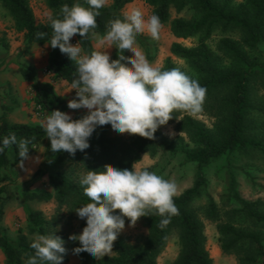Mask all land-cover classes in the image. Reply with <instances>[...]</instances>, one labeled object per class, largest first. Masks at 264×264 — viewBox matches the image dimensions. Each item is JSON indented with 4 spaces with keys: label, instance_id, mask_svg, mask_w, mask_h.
Instances as JSON below:
<instances>
[{
    "label": "trees",
    "instance_id": "obj_1",
    "mask_svg": "<svg viewBox=\"0 0 264 264\" xmlns=\"http://www.w3.org/2000/svg\"><path fill=\"white\" fill-rule=\"evenodd\" d=\"M134 1L113 0L110 6L99 10L97 26L87 36L83 38L77 34L72 38L80 43L84 54L91 55L95 51L91 32L104 37L109 23L115 19L123 20L125 7ZM45 2L52 10L53 18L60 19L63 18L60 10L64 4L70 7L76 3L88 6L86 0ZM145 2L152 9V15L160 18L162 25L170 23L176 38L198 40L197 45L191 48L179 43L171 46L172 56L183 60L187 70L177 68L172 58H167L159 69L177 68L206 88L202 110L197 114L186 111L174 113L167 124L174 125L179 134L175 140L168 138L159 128L154 139H148L139 135L128 138L114 136L111 135L110 126H98L89 140L90 147L84 152L77 151L74 156L67 152H52L42 124L13 123L6 116H1L0 138L10 133H15L18 140L26 138L31 141L29 152L44 146L43 161L37 176L48 177V189L25 192L24 198L26 201L57 203V211L52 219H48L43 211L30 210L26 231L20 229L18 236L12 238L3 224L7 198L3 194L9 185L0 188V251L5 264H27L29 257L35 254L31 248L36 240L34 236L55 234L65 241L66 246L69 234L61 231L59 226L77 215L78 208L91 203L80 184L88 171H103L104 167L133 170V166L142 161L143 155L149 152L155 155L160 149L173 156L184 155L187 161L198 166L194 185L174 197L178 214L172 216L170 223L162 228V217L156 210H150L149 216L142 217L149 229L144 244H130L120 233L110 256L96 259L82 252L79 254L81 264H158V258L173 234L177 235L180 246L174 264H213L207 249L204 223L195 206L203 197L208 198L205 216L217 224L223 253L236 255L239 264H264V203L242 199L237 191L236 178L230 175L228 199L230 205L235 206L220 208L210 196L205 173L207 168L222 160L230 163L234 158L251 155L264 159V54L261 48L264 42V0H242L240 3H236V0ZM0 5L8 11L15 28L24 33L27 50L47 44L53 31L51 21L38 23L30 0H0ZM172 10L178 14L191 10L192 16L172 19ZM37 33H46V36L43 40L37 39ZM216 35L221 37L216 43V50H213L211 44ZM136 40L143 47L147 60L153 61L155 49L152 39L139 34ZM48 47L50 51L45 73L51 81L40 80L36 69L29 64H21L20 73L24 81L33 84L32 92L39 111L43 114L54 110L65 113L68 105L56 92L53 83L64 81L72 87L73 80L78 76L77 64L58 48ZM0 49L3 50L0 60L5 61L8 47L1 38ZM127 53L115 48L111 59L116 60L119 55H124L127 60ZM197 116L208 117L212 120V127H207ZM22 159L16 145H11L0 154V182H14L13 176ZM86 226L84 221L82 231ZM66 261L67 252L63 262Z\"/></svg>",
    "mask_w": 264,
    "mask_h": 264
},
{
    "label": "clouds",
    "instance_id": "obj_2",
    "mask_svg": "<svg viewBox=\"0 0 264 264\" xmlns=\"http://www.w3.org/2000/svg\"><path fill=\"white\" fill-rule=\"evenodd\" d=\"M86 3L87 7L79 3L61 6L63 18L51 19L53 31L45 45L58 48L77 64L78 76L72 82L77 99L69 101L68 107L88 110L78 120L60 110L46 116L43 128L52 152L73 156L77 151L84 152L90 147L89 140L98 126H110L115 134L154 139L158 128L173 119L174 113L197 114L202 110L206 88L177 68L154 67L136 49V37L145 30L153 39H159L162 24L156 15L145 20L139 10H134L123 20H112L99 41L101 45L115 44L119 52H130L135 59L126 60L124 55H119L113 60L107 51L81 55L80 43L74 46L71 40L77 34L84 38L97 26L99 10L107 0H86ZM36 35L43 40L46 33ZM30 143L10 133L0 138V154L16 145L19 157L27 159ZM23 159L20 167L24 166ZM80 184L91 203L76 210L87 225L80 235L70 237L82 245L74 249L76 255L83 252L96 259L110 256L118 235L125 229V218L134 226L154 209L162 217L163 228L178 214L174 203L177 184L155 172L137 170L135 165L133 170L104 167L103 171H88ZM31 248L35 254L27 264H63L67 252L65 241L55 234L40 235Z\"/></svg>",
    "mask_w": 264,
    "mask_h": 264
},
{
    "label": "rangeland",
    "instance_id": "obj_3",
    "mask_svg": "<svg viewBox=\"0 0 264 264\" xmlns=\"http://www.w3.org/2000/svg\"><path fill=\"white\" fill-rule=\"evenodd\" d=\"M113 0H107L105 6H110ZM242 0H236L240 3ZM30 5L33 9L36 21L46 24L53 18V12L47 6L45 0H30ZM139 10L145 20L152 16V9L145 0H135L127 5L124 9L125 17L132 11ZM192 16L191 10H186L178 14L172 10L171 18H185ZM142 35L149 37L153 41L155 49V58L149 61L156 68H161L167 58H172L176 67L182 70H187V65L183 60L177 59L171 54V46L174 43L182 44L185 47L191 48L197 45V39H178L171 31L170 23L162 25L159 39H153L150 33L145 30ZM92 42L95 51H107L112 58L115 51V44L111 46L101 45L99 41L103 38L97 33L91 32ZM221 35H216L211 44L212 49L216 50V43ZM227 37H233L228 35ZM0 38L6 41L8 54L5 61L0 60V117L6 116L10 122L19 124H42L45 118L50 113H42L37 108L32 92V83L23 80L20 73L21 64H29L33 66L40 80L49 82L51 78L46 75L47 60L49 55V47L33 46L29 50L24 45V33L19 32L15 28L14 21L10 17L8 11L0 5ZM73 40V39H72ZM71 40V44L73 45ZM110 47V48H109ZM264 54V42L261 44ZM136 49L141 55L146 58L143 47L136 44ZM0 55H3V50L0 49ZM81 55H86L81 52ZM135 57L132 53H127V60H133ZM147 59V58H146ZM263 93V92H262ZM75 99L77 95L75 94ZM88 114L87 109H83V117ZM73 116V115H72ZM74 118V117H73ZM82 117L76 113L74 120ZM199 121L206 124L207 127H212V120L206 116H197ZM159 131L165 134L171 140H175L179 134L175 131L174 125L166 124L159 127ZM111 135L122 136L128 138L131 134H115L111 130ZM187 140V139H186ZM191 146V145H190ZM192 147V146H191ZM44 146L34 149L29 152L28 158L24 159L23 167L20 165L16 168L13 176L14 182H0V188L3 185H9L6 193L7 197L4 206L3 224L6 226L9 235L16 238L20 229L26 231L25 226L28 222V214L30 210L43 211L48 219H52L57 211V203L26 201L24 193L28 191L47 190L48 177L38 175L37 172L41 168L43 161ZM135 168L137 170H149L166 180L174 181L178 186L176 196L182 194L185 190L194 185L198 166L195 163L187 161L184 155L173 156L170 152L162 149L158 150L155 155L147 153L143 155L142 161ZM208 179V191L210 196L218 203L220 208L230 209L235 204L230 205L229 201V176L234 175L237 181V191L240 197L249 202L261 201L264 203V159L257 155L250 157H237L232 162L222 160L213 164L205 170ZM208 204V198L203 197L195 204L198 209L200 218L205 227L207 237V249L213 259V264H239V260L234 254H225L221 249L219 241V233L217 224L208 220L205 216L204 209ZM86 220L81 219L78 214L69 219L68 223L61 224L59 229L67 231L69 236L66 238L67 261L63 264H81L79 255L74 254V249L82 247L79 241L70 239L73 235L82 233L81 225ZM149 229L146 221L141 217L134 226H130V221L125 219V229L121 232L125 240L134 245H142L146 241ZM38 239V237L34 236ZM180 251L178 238L173 234L164 252L158 258V264H174ZM1 255V254H0ZM2 257L3 254H2ZM0 264H5L0 256Z\"/></svg>",
    "mask_w": 264,
    "mask_h": 264
},
{
    "label": "crops",
    "instance_id": "obj_4",
    "mask_svg": "<svg viewBox=\"0 0 264 264\" xmlns=\"http://www.w3.org/2000/svg\"><path fill=\"white\" fill-rule=\"evenodd\" d=\"M53 85L55 87L56 92L59 94V96L61 98H63L66 101L67 105H68L69 101L75 99L74 97L76 94V90L72 89V87H70L66 82H64V81L54 82ZM65 113L69 114L72 118L73 117L75 118V114L78 113L83 118V109L73 110V109H70L68 107V109ZM74 118H73V120H74ZM0 254H1L0 255L1 259L3 258V260H4V257H2L1 251H0Z\"/></svg>",
    "mask_w": 264,
    "mask_h": 264
},
{
    "label": "built area",
    "instance_id": "obj_5",
    "mask_svg": "<svg viewBox=\"0 0 264 264\" xmlns=\"http://www.w3.org/2000/svg\"><path fill=\"white\" fill-rule=\"evenodd\" d=\"M72 43H73V45L75 46L76 44H77V41L76 40H72ZM39 110H40V108H38Z\"/></svg>",
    "mask_w": 264,
    "mask_h": 264
}]
</instances>
